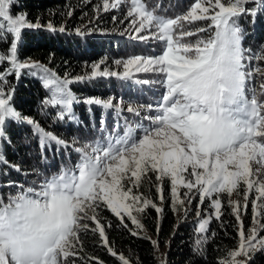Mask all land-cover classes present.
I'll return each instance as SVG.
<instances>
[{
	"label": "snow or ice",
	"instance_id": "6c2138e0",
	"mask_svg": "<svg viewBox=\"0 0 264 264\" xmlns=\"http://www.w3.org/2000/svg\"><path fill=\"white\" fill-rule=\"evenodd\" d=\"M17 2L0 0V44L8 45L6 51H0V64H8L0 72V139L6 121L26 123L42 149L55 144L71 149L79 158L74 165L62 166L32 186L12 185L18 190L8 196L7 202L0 196V264H76L77 247L82 251L81 233L89 230L98 231L107 247L98 219L102 207L122 223L127 217L142 229L134 212L143 213L149 207L158 214L163 211L153 200L134 193L145 179L151 181L150 174L159 182L156 190L161 202L162 185L167 179L173 210L185 203L179 192L183 188L188 203L193 193L200 204L211 200L216 219L221 216V200L213 198L214 194L231 197L243 188L246 209L254 192L250 234H245L241 222L238 247L218 264H247L250 252L264 251V237L259 236L264 230V67L245 63L253 58L264 61V49L254 57L246 56L249 50L242 47L243 30L238 24L242 16H257V9L249 8V4L264 5V0H194L185 13L174 18L157 15L145 0H103L105 11L127 5L126 18L137 34L135 38L156 40L162 45V53L115 61L122 71H101L100 65L94 64L91 76L77 80L97 76L127 80L134 73L151 72L158 74L155 82L161 90L154 103L127 106V112L137 117L147 113L142 117L147 125L126 121L122 132L117 125L102 129V135L91 142L73 140L71 144L16 111L10 103L12 91L3 87L7 76L19 77L23 69H37L44 74L40 78L51 93L45 106H59V120L73 118L76 97L68 85L74 81L61 79L39 63L18 59L22 30L41 25L28 22L26 13L12 14L11 7ZM196 21L207 23L195 29L185 27ZM47 28L55 30L51 24ZM146 31L149 35H144ZM257 76L261 78L258 89L249 87L248 82ZM85 103L114 108L117 114L123 110V103L114 104L112 98L88 99ZM104 131L108 132L106 136ZM7 163L0 155V164ZM253 164L257 165L255 170ZM229 204L240 221V202L229 200ZM86 221L94 223L95 228L90 229ZM208 224L209 219H201L196 232L205 233ZM205 241V237H198L196 250ZM108 251L121 264H130L111 247ZM241 256L246 259H238Z\"/></svg>",
	"mask_w": 264,
	"mask_h": 264
},
{
	"label": "trees",
	"instance_id": "16d2710c",
	"mask_svg": "<svg viewBox=\"0 0 264 264\" xmlns=\"http://www.w3.org/2000/svg\"><path fill=\"white\" fill-rule=\"evenodd\" d=\"M193 1L145 0V3L157 15L169 17L184 13ZM248 7L256 8L257 16H242L238 24L243 30L242 47L249 50L246 56L254 57L264 49V5L252 3ZM126 11L127 5L105 11L103 0H18L11 7V13H26L28 22L41 25L22 30L18 59L21 62L25 59L37 61L64 78L91 76L88 74L94 62L100 65L101 71H121L122 67L111 60L152 56L161 49L156 40L131 39L114 32L129 31L122 18L127 15ZM85 13H92L94 19H85L86 15H82ZM48 24L55 30L48 29ZM61 28L64 31L61 32ZM110 31L114 33L109 34ZM7 47V44H0V51H6ZM253 60L264 66V61L253 58L250 62ZM6 67L7 63L0 64V72ZM157 75L151 72L134 73L127 80L117 77L85 78L71 83L68 88L82 99L120 96L125 100L134 99L140 104H149L155 102L161 90L160 84L155 82ZM137 80L149 83H136ZM3 87L12 91L10 103L16 111L34 119L46 131L53 132L69 144L73 140L85 143L99 138L102 129L111 130V121L119 117L116 111L105 109L102 105L78 102L73 104V118L67 121L57 119L56 106L44 104L49 93L37 69H23L19 77L14 74L7 76ZM126 121L129 123V120ZM107 133L104 131L103 135ZM0 155L8 162L0 164V196L4 199L18 190L12 185L32 186L42 181L45 175L58 172L62 166L70 167L78 160L77 153L55 144L42 149L31 126L15 121H6L4 137L0 139ZM150 175L151 181L145 179L140 189L163 209L162 213L158 214L151 207L137 213L143 231L134 228L126 217L122 223L109 210L100 208L98 219L104 228L108 246L104 245L98 231L81 233L82 251L78 246L79 255L74 258L76 264H121L116 256L109 253L108 247L123 255L130 264H218L230 250L236 249L239 238L237 219L224 194H219L220 219L211 217L207 231L200 234L196 232L197 219L190 211L179 205L173 210L171 189L166 181L162 185L164 200L161 202L155 175ZM242 193L243 188L239 190V194ZM241 216L246 227L251 219L247 208ZM261 222L264 224V216ZM86 223L90 229L95 228L91 221ZM133 232L137 234L133 235ZM200 236L206 241L200 250H196L195 241ZM159 248L164 252L163 261L157 255ZM247 264H264V251L252 252Z\"/></svg>",
	"mask_w": 264,
	"mask_h": 264
},
{
	"label": "rangeland",
	"instance_id": "374dc122",
	"mask_svg": "<svg viewBox=\"0 0 264 264\" xmlns=\"http://www.w3.org/2000/svg\"><path fill=\"white\" fill-rule=\"evenodd\" d=\"M194 2V1H193ZM190 7V6H189ZM188 7V8H189ZM187 8V9H188ZM187 11V10H186ZM185 11V12H186ZM127 12V11H126ZM184 12V13H185ZM83 16L84 15H86L85 16V19H88V20H91L92 18L94 19V17L95 16H93L92 15V13H85V14H82ZM179 15H181V14H179ZM170 18H172L173 16H169ZM176 17V16H175ZM122 18L124 19H122L123 20V23H124V21H126L125 22V24H124V26L129 30V31H124V30H115L114 32L115 33H119V35L120 36H126V37H129V38H135L134 36H135V34L136 33H134V32H132V30H131V27H130V24H131V21H130V19H127L126 18V14L124 15V16H122ZM174 18V17H173ZM206 23L207 22H203V24H202V21H196V22H194L193 24H191V25H185V27L186 28H192V29H195V28H197V27H204L205 25H206ZM114 32H112V31H110L109 32V34H111L112 35V33H114ZM101 33H103V32H101ZM102 35H106L105 33H103ZM144 35H149V33L146 31L145 33H144ZM190 39H194V38H190ZM162 53V45H161V49L158 51V52H156L155 54H153L152 56H147V57H154V56H158V55H160ZM145 57V56H144ZM128 58H130V57H127V58H125L124 60H126V59H128ZM25 61H28V62H34V63H39V62H37V61H34V60H30V59H25V60H23L22 62H25ZM111 61H117V59H114V60H111ZM102 62H105L104 60L102 61ZM245 63L247 64V65H249L250 67H254V66H257V65H259V66H262V67H264L262 64H257V63H255L254 62V60H253V62H250V60H246L245 61ZM39 64H41V63H39ZM94 64H95V62H94ZM94 64H92V65H94ZM41 65H43L45 68H46V66L44 65V64H41ZM7 68V67H6ZM6 68L4 69V70H6ZM3 70V71H4ZM50 70V69H49ZM51 72H53V73H55L56 75H57V73L56 72H54L53 70H50ZM113 71H116V70H113ZM122 71V70H121ZM92 72V71H91ZM91 72L88 74V75H91ZM44 74L42 73V72H40V77L41 76H43ZM87 75V76H88ZM58 77H60L61 79H63L64 77L63 76H59V75H57ZM133 76H134V74H133ZM78 77V76H77ZM77 77H69V79H71V80H73L74 82L75 81H78L77 80ZM79 77H81V76H79ZM97 77H101V76H97ZM106 78V77H105ZM42 81V80H41ZM261 82V78L259 77V76H257V77H255L252 81H249L248 82V84H249V87H256L257 89H258V87H259V83ZM43 84V83H42ZM69 89V88H68ZM48 93H49V97H50V95H51V93L49 92V90H48ZM71 93H72V91H71ZM73 94V93H72ZM75 97H76V102H74V103H78V102H84L85 103V101L86 100H88V99H101V100H107V99H109V98H112V96H106V97H104V98H98V97H93V98H87V99H82V98H79L78 96H76L75 94H73ZM120 102H122L123 103V110L119 113V117H117V118H115L113 121H111V129H113V128H115V126H117L118 125V123H117V121L118 120H120L121 122H123V119L125 118H127V119H131V120H133V121H142V117L144 116V115H147V113H144V112H142L141 113V116L140 117H137V116H135L134 114H132V113H128L127 112V106H128V104L129 103H135V104H140L139 102H137L136 100H134V99H131V100H125L124 98H122V97H120V96H115L114 98H113V103L115 104V103H120ZM73 103V104H74ZM87 104V103H86ZM147 103H145V105H146ZM56 110H57V112L60 110V108H59V106H56ZM72 110H73V106H72ZM111 111H116L114 108L113 109H110ZM70 118H65L64 120L65 121H67V120H69ZM63 120V121H64ZM145 125H147L148 124V121H142ZM129 123H132V122H129ZM108 134V133H107ZM79 158V157H78ZM252 167H253V169L255 170L256 169V167H257V165H255V164H253L252 165ZM168 184H169V186H170V189H171V185H170V181H168L167 179L165 180ZM159 182H157V184H158ZM126 186H127V183H126ZM185 191H187L186 189H183V188H180L179 189V192H180V195H181V198L182 199H184L185 200V203L183 204V206H180V207H182V208H185V210H188V211H190L192 214H193V216H194V218L195 219H197V227H198V224H199V221L201 220V219H210L211 217H213V216H215V209L214 208H212L211 207V200H206L203 204H200V201H199V197H198V195H196L195 193H193L192 195H191V203H188L187 202V198H185L184 196H183V193L185 192ZM16 192H14L12 195H14ZM134 193H136V194H142L143 196H145V193H143L142 191H141V189H140V187H139V189H134ZM221 194H224L225 195V197H226V199H227V201H228V203H229V200H233V201H239L240 202V205H241V209H240V216H241V214L244 212V207H243V204H244V200H243V193L242 194H239V195H237L236 194V192H234L233 194H232V196L231 197H229L228 195H227V193H221ZM10 195V194H9ZM146 197V196H145ZM213 198H219V196L217 197L216 196V194H214V197ZM7 199H8V197L7 198H5L4 200H5V202H7ZM252 199H255V193L253 192V193H251L250 194V200H249V204H248V207H247V210L249 211V213H250V217H251V219H250V222H249V224L246 226V227H244V231H245V234L246 235H249L250 234V229L253 227V220H252V210H251V201H252ZM199 205V210H200V212H201V215L200 216H197V211H198V206ZM230 205V204H229ZM231 206V205H230ZM231 208H232V206H231ZM113 214V213H112ZM114 215V214H113ZM134 215H137V213H135L134 212ZM242 217V216H241ZM127 218V217H126ZM128 219V218H127ZM129 220V219H128ZM129 222H130V224L134 227V228H136L137 230H143L144 231V229L142 228V229H138L134 224H132V222H131V220H129ZM242 222V218H241V220L240 221H237V230H238V233H239V229H240V223ZM262 223V222H261ZM95 225V224H94ZM259 236L260 237H264V230H261L260 232H259ZM238 243H239V238H238ZM238 243H237V247H238ZM236 247V248H237ZM252 252H250L249 254H248V256H250V254H251ZM157 255H158V257H159V259L161 260V261H163L164 260V252H163V249L162 248H159V249H157ZM248 258V257H247ZM238 259H240V260H245L246 259V257H244V256H241V257H239Z\"/></svg>",
	"mask_w": 264,
	"mask_h": 264
}]
</instances>
